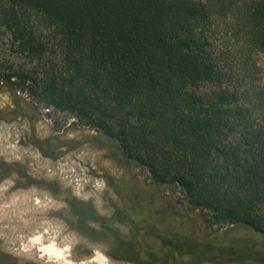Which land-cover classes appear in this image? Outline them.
<instances>
[{
	"label": "trees",
	"instance_id": "obj_1",
	"mask_svg": "<svg viewBox=\"0 0 264 264\" xmlns=\"http://www.w3.org/2000/svg\"><path fill=\"white\" fill-rule=\"evenodd\" d=\"M0 32L33 58L53 54L39 73L0 79L182 191L179 228L149 237L166 260L264 264V0H0ZM74 203L75 215L93 211ZM198 208L205 222L190 214Z\"/></svg>",
	"mask_w": 264,
	"mask_h": 264
},
{
	"label": "rangeland",
	"instance_id": "obj_2",
	"mask_svg": "<svg viewBox=\"0 0 264 264\" xmlns=\"http://www.w3.org/2000/svg\"><path fill=\"white\" fill-rule=\"evenodd\" d=\"M46 51L33 58L8 32H0V72L39 73L53 62V54ZM257 61L264 83V57ZM13 86L0 79V249L19 264H101L100 256L109 264H129L107 257L103 245L89 243L69 226L61 216L67 214L68 198L88 201L103 214L111 212L113 203L136 213L129 207L146 201L164 203V212L170 211L167 207L186 212L182 191L153 182L147 169L127 158L115 140ZM27 176L44 189L28 187ZM8 186H13L11 193L18 191L16 200L9 199ZM175 200L181 206H172ZM190 214L199 223L207 219L205 209Z\"/></svg>",
	"mask_w": 264,
	"mask_h": 264
},
{
	"label": "flooded vegetation",
	"instance_id": "obj_3",
	"mask_svg": "<svg viewBox=\"0 0 264 264\" xmlns=\"http://www.w3.org/2000/svg\"><path fill=\"white\" fill-rule=\"evenodd\" d=\"M26 178L27 182L25 184L28 185V187L32 184L39 189H44L43 185H40L41 187H39V183H33L31 177L27 176ZM20 183L21 182H19V184ZM16 186L23 187V185L17 184L14 187ZM74 201L75 200L70 198L66 199L68 204L67 214H61V216L64 217L73 230L78 232L84 239H87L89 243L97 246L103 245L106 249L105 254L107 257L115 261L136 264L130 259L118 258L116 255L111 254V247L117 243L119 246L126 247L130 250L146 252L147 259L145 262H150L152 264L177 263L174 259L166 260V258L158 252L159 250L157 249V246L149 243V237H159L161 233L162 236L165 235L169 237V233L167 232L179 228V212H175V210L174 212H164V203L157 205L155 202L146 201V203H139L137 207H129L130 209L135 208L138 211L136 213H130L128 212V208L126 209L125 207L113 203L111 212L109 214H103L98 212L88 201H83L88 208L93 211L80 213L78 216L72 213L73 210L78 207ZM165 229L166 232H164ZM192 231L193 229L190 233H192ZM134 233L139 234V238L138 236L136 237ZM198 233L202 240H211V238H207L210 236V231ZM0 257L3 261L8 260V264L20 263L16 257H13L1 249ZM205 263L212 264L209 262Z\"/></svg>",
	"mask_w": 264,
	"mask_h": 264
},
{
	"label": "bare ground",
	"instance_id": "obj_4",
	"mask_svg": "<svg viewBox=\"0 0 264 264\" xmlns=\"http://www.w3.org/2000/svg\"><path fill=\"white\" fill-rule=\"evenodd\" d=\"M8 155L10 154V153H7ZM5 155V154H4ZM20 157V156H19ZM32 164H33V166L35 167V168H37L38 167V165L34 162H31ZM37 165V166H36ZM8 185V184H7ZM13 185V184H12ZM14 186V185H13ZM12 186V187H13ZM12 187H10V186H8V187H6L7 188V194H8V196H9V199L10 200H14L15 198H14V196L17 194V192L18 191H15V192H13V193H11V189H12ZM19 198V197H18ZM7 199V198H6ZM16 200V199H15ZM22 200H20V202H21ZM16 205V204H15ZM9 207V206H8ZM12 207H14V206H12ZM10 210V209H9ZM8 210V211H9ZM27 211V210H26ZM30 211V210H29ZM8 217V215H4V216H2V218H7ZM11 217V216H10ZM90 262V261H89ZM93 262V261H92ZM84 264V263H83ZM91 264V263H90ZM107 264H109V263H107Z\"/></svg>",
	"mask_w": 264,
	"mask_h": 264
},
{
	"label": "clouds",
	"instance_id": "obj_5",
	"mask_svg": "<svg viewBox=\"0 0 264 264\" xmlns=\"http://www.w3.org/2000/svg\"><path fill=\"white\" fill-rule=\"evenodd\" d=\"M98 256L100 255L99 253L97 254ZM101 264H107V258L100 256Z\"/></svg>",
	"mask_w": 264,
	"mask_h": 264
}]
</instances>
